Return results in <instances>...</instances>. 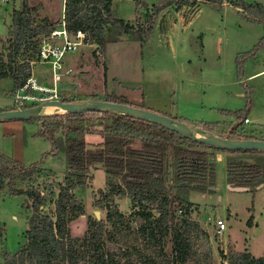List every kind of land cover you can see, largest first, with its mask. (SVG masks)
I'll return each instance as SVG.
<instances>
[{"label": "trees", "instance_id": "16d2710c", "mask_svg": "<svg viewBox=\"0 0 264 264\" xmlns=\"http://www.w3.org/2000/svg\"><path fill=\"white\" fill-rule=\"evenodd\" d=\"M112 1L64 0L62 19L51 21L46 16L36 19L34 7L27 0H21V6L11 13L7 51L0 52V78L13 82L9 93L15 97L26 84L31 77L32 64L39 60L43 39L60 28L62 22L69 33L81 31L85 42L102 48L124 34L143 41L155 22V15L163 7L175 4L176 8H181L194 4L195 0H163L154 15L149 14L146 23L138 25L116 17ZM134 3L139 14L138 9L146 7L147 0H134ZM235 6L243 10L248 21L264 25V4L236 0ZM263 46L264 35L241 59H236L240 70L242 61ZM25 92L30 95L31 87ZM98 99L131 105L118 95ZM35 104L20 107L13 104L0 110ZM140 107L146 108L143 104ZM234 114L237 121L227 129L217 132L218 123L211 122L200 124V129L231 139H264L255 129H245V112L239 110ZM24 121L38 123L36 134L50 142L49 153L64 155L65 172L60 181L15 188L16 177L33 182L35 174L51 172L36 163L23 167L0 154V190L8 187L12 194L23 195L29 213L24 242L2 264H185L191 260L198 264L209 263L210 251L205 253L206 259H194L197 251L192 234L205 239L208 235L190 217L193 207L190 192L212 191L217 152L225 153L227 184L251 190L263 182L264 151L213 147L157 123L122 113L103 110L45 113ZM86 135H98L101 141L88 146ZM97 164L104 169L107 189H99L100 197L94 203L106 210L104 221L89 216L83 235H73L69 224L83 214L74 191L84 186L90 169ZM115 194L130 199L129 217L113 203ZM47 206H50L49 212L45 211ZM250 221L251 217L248 224ZM167 238L171 243L169 257L163 246ZM227 264H264V255L254 257L245 251L232 252Z\"/></svg>", "mask_w": 264, "mask_h": 264}, {"label": "rangeland", "instance_id": "374dc122", "mask_svg": "<svg viewBox=\"0 0 264 264\" xmlns=\"http://www.w3.org/2000/svg\"><path fill=\"white\" fill-rule=\"evenodd\" d=\"M163 0H147L146 7L135 9L134 0H113L112 12L128 23H146L149 14ZM191 1V0H190ZM236 0H218L208 3L195 0L176 8L175 4L163 7L147 37L141 41L124 34L116 42H107L101 48L96 43L82 42L74 51L67 52L61 60V75L53 80L51 63L37 61L33 75L39 83L54 88L55 93L34 90L33 96L55 95L56 99L98 100L104 95H118L132 106L181 119L189 126L200 129L203 123H218L219 132L237 121L235 111H243L251 123H244L247 130H254L259 137L264 135V46L237 65V58L253 46L264 35L261 22L245 18ZM245 3H262L264 0H242ZM34 7L36 19L46 16L51 21H60L64 0H27ZM21 6V0H0V52L7 51V31L11 24V13ZM146 13V14H145ZM256 70L258 75L248 78ZM58 73V74H59ZM13 82L0 78V108L13 104L39 103L14 97L9 91ZM26 94L24 91L16 95ZM243 94V95H241ZM45 113H63L53 108ZM258 123V126L255 124ZM38 123L24 120H0V154L23 167L38 164L51 173L35 174V181L14 179L15 188H28L60 181L65 172L64 155H53L51 144L37 135ZM87 145L101 141L98 135H86ZM221 154V152H218ZM242 187V186H241ZM247 188V187H246ZM99 189L106 190L105 173L100 164L92 167L84 186L74 191L76 202L83 208L69 224L73 235L82 236L87 217L104 221L106 210L95 205L100 197ZM212 191H191L193 202L190 217L204 230L208 239L192 234L195 240L194 259H206L209 263L223 264L233 252H249L254 257L264 255V177L254 189L236 191L228 188L224 156L215 155V185ZM24 196L0 190V264L24 242L28 211ZM113 203L119 211L130 216L131 201L126 196L114 195ZM50 211V206L45 208ZM179 216V215H178ZM251 217L250 224L248 220ZM221 218L225 229L215 233L214 220ZM164 252L171 255V243L165 239ZM185 264H198L193 260Z\"/></svg>", "mask_w": 264, "mask_h": 264}, {"label": "water", "instance_id": "95a60500", "mask_svg": "<svg viewBox=\"0 0 264 264\" xmlns=\"http://www.w3.org/2000/svg\"><path fill=\"white\" fill-rule=\"evenodd\" d=\"M54 107L63 112H81V111H109L118 112L134 118L145 119L153 123H157L169 130L176 131L184 137L198 141L213 147L228 149V150H261L264 151V139H231L218 136L214 133H208L202 129H195L188 124L177 120L176 118L160 114L149 109L111 102L106 100H83L61 101L59 99H45L39 103L10 110H0V120H25L34 117H39L47 107ZM228 188L236 191H244L248 188L240 186H231ZM214 188V187H212Z\"/></svg>", "mask_w": 264, "mask_h": 264}, {"label": "built area", "instance_id": "2783aa9c", "mask_svg": "<svg viewBox=\"0 0 264 264\" xmlns=\"http://www.w3.org/2000/svg\"><path fill=\"white\" fill-rule=\"evenodd\" d=\"M85 34L81 31H77L75 34L69 33L65 27L64 23L57 30H54L50 33L49 36L43 39L42 45L39 51V60L38 61H47L51 63L53 71V80L55 81L58 78V75H61L59 71L62 69L61 60L67 52L74 51L82 44L85 43L84 40ZM59 73V74H58ZM31 87L34 90H41L45 92L55 93L54 88H45L36 85V83L31 79L27 80L26 84L20 89V91H25L27 87ZM18 94V93H17ZM56 94L45 96H33L23 93L22 95H16V98L23 97L27 100H45V99H54ZM243 122L248 123L249 119L245 117ZM215 233L221 234L225 229V222L221 218H215L214 220ZM226 264V262H223Z\"/></svg>", "mask_w": 264, "mask_h": 264}, {"label": "crops", "instance_id": "0c3cea01", "mask_svg": "<svg viewBox=\"0 0 264 264\" xmlns=\"http://www.w3.org/2000/svg\"><path fill=\"white\" fill-rule=\"evenodd\" d=\"M32 69H33V65H32V68H31V79H33V81L36 83V85H38V86H40V87H45V88H50V87H47V86H44V84H42V82H41V84L39 83V81H41V79L40 78H35L34 77V75H33V72H32ZM263 70H260V71H258V70H256L255 72H253L252 74H250L249 76H248V78H250V77H253V76H255V75H258V73H261ZM53 88V87H52ZM241 95H243V94H241ZM248 118V117H247ZM249 119V122L251 123L252 121H251V119L250 118H248ZM260 124H264V123H260ZM256 126H258V123L257 124H255ZM214 134H216V135H218L217 133H214ZM264 136V135H263ZM218 156V158H220V156H224V153H221V154H219L218 152L216 153V157Z\"/></svg>", "mask_w": 264, "mask_h": 264}, {"label": "bare ground", "instance_id": "6f19581e", "mask_svg": "<svg viewBox=\"0 0 264 264\" xmlns=\"http://www.w3.org/2000/svg\"><path fill=\"white\" fill-rule=\"evenodd\" d=\"M54 107H47L46 109L49 111V110H51V109H53Z\"/></svg>", "mask_w": 264, "mask_h": 264}]
</instances>
